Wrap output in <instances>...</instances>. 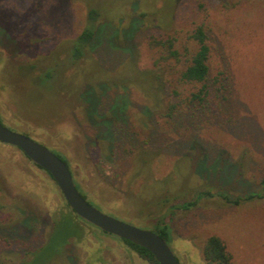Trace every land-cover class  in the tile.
I'll list each match as a JSON object with an SVG mask.
<instances>
[{
	"label": "rangeland",
	"instance_id": "rangeland-1",
	"mask_svg": "<svg viewBox=\"0 0 264 264\" xmlns=\"http://www.w3.org/2000/svg\"><path fill=\"white\" fill-rule=\"evenodd\" d=\"M100 2L110 4L112 18L99 24L91 53L102 71L88 67L92 74L83 79L109 80L103 111L112 106L117 118L112 121L128 136L109 148L96 139L78 97L63 91L69 86L63 88L61 78L43 86L26 69L28 62L50 64L51 58H44L49 54L65 55V44L84 26L85 0H2L0 15L8 16L0 19V123L59 155L80 192L101 212L152 232L157 222L167 224V244L178 264H206L201 248L211 235L224 242L232 264H264V195L239 205L216 195L259 192L264 178V0ZM119 2L122 12L115 6ZM131 17L138 18L126 34L128 47L119 39ZM197 24L208 36L211 76L225 77L226 98H213L211 111L190 116L181 100L192 88L177 84L179 96L170 94L182 63L159 60L148 41L168 33L183 42ZM128 58L135 68L127 70ZM157 60L165 91L152 95L134 85H112L125 81L126 73L141 80L138 71ZM169 100L181 102L172 119L164 117ZM200 191L214 195L187 210L172 207ZM61 214L82 232L62 246L59 237L38 248L32 255L36 264H151L118 237L76 218L54 180L18 148L0 142V227L27 222L22 232L0 230V264L29 260L31 251L48 243Z\"/></svg>",
	"mask_w": 264,
	"mask_h": 264
},
{
	"label": "trees",
	"instance_id": "trees-1",
	"mask_svg": "<svg viewBox=\"0 0 264 264\" xmlns=\"http://www.w3.org/2000/svg\"><path fill=\"white\" fill-rule=\"evenodd\" d=\"M125 0H121V3ZM2 0H0V3ZM120 2L118 4H114L119 9V12H122V4ZM124 3V2H123ZM110 4L104 6L100 0H85V22L82 30L67 42L64 53L65 55L60 56L55 54H49L44 58L50 59V64L43 66H36L35 62L31 63L28 62L26 65L29 71L32 72L34 76L37 77V80L41 85H46L47 83H54L58 81L60 78L62 79V87L63 88L57 90L58 93L60 91H68L70 94L77 96L78 98L75 100L83 105V111L85 113L86 118L89 120L91 124V128L93 129L94 133L96 134V139L99 141H107L108 147L110 148L111 144H115L116 142L122 141V138L128 136V131L123 126H117L116 121H112V116L117 120L116 116L113 114V111L109 107L106 113L103 111L104 103L106 101L105 98V90L107 84H111L109 80H101L96 81L99 79H91V81L84 82V77L91 75L92 70L88 67H96L99 71V66L93 61L92 57V50L94 49L93 45L97 37V33L100 31L99 24L101 22L110 21L111 18V11L109 8ZM116 8V9H117ZM1 13V12H0ZM146 12H141L138 16L139 18H144ZM124 15V14H122ZM7 14L2 13L0 15V19H4ZM132 20L128 23L126 27H121L122 34L121 40L123 45H127L131 47V43L127 42L128 31L131 25L137 21L134 17H131ZM134 18V19H133ZM8 19V18H7ZM10 20V17L9 19ZM12 23V22H11ZM1 24V23H0ZM24 28L19 27V31ZM124 29V30H123ZM25 30V29H24ZM6 31V30H5ZM8 31V30H7ZM3 33L2 28L0 26V33ZM148 45L151 49L156 50L160 53L158 59L164 61H174V62H181L182 68L178 72L177 82L173 84V88L170 90V94L172 97H178L179 92L177 90L178 85L182 87H191L188 89L186 95L184 96L181 102L188 103V109L191 108L190 116L194 115L196 110H203L206 109L211 111L214 106L212 104L213 98L218 99L221 101L225 99L224 91H225V77L223 76L222 72H218L215 76H211L210 74V47L208 44V36L206 34L205 28L201 24L195 25L191 31L187 34L186 39L183 42L179 41V38L175 35L163 33L151 35L149 37ZM56 55L60 61H56L57 58L54 56ZM53 56V57H52ZM42 58V59H44ZM159 60H157L151 69H144L139 70L137 75L141 76L136 80V75H132L130 78V73L126 77V80L117 82H112L114 84L120 85H134L136 87L141 88L143 91H147L152 95H157L161 92V80L164 74V71L159 66ZM41 61V59H40ZM134 59L128 58L127 60V70L128 68H132L134 66ZM66 64L71 66L72 70L67 74L68 67ZM83 64H86L83 66ZM86 67L83 69V67ZM36 69V70H35ZM33 70H35L33 72ZM134 69V73H136ZM94 73V72H93ZM125 77L118 75V77ZM169 79V78H168ZM167 79V80H168ZM138 81V82H137ZM140 81H145L147 85L140 83ZM155 82V83H154ZM84 86V87H83ZM83 89V93H82ZM162 91H165L164 88ZM181 102H172L169 100L166 106L164 117L166 118H173L176 112L178 111V107ZM109 111V112H108ZM119 120V119H118ZM3 125V124H2ZM132 140V138H131ZM195 145H201L196 139H194ZM143 155V152H141ZM55 154V153H54ZM56 155V154H55ZM57 157L61 158L59 155ZM139 156V154H138ZM27 158V157H26ZM28 159V158H27ZM62 159V158H61ZM29 160V159H28ZM63 160V159H62ZM30 161V160H29ZM64 161V160H63ZM31 162V161H30ZM65 162V161H64ZM32 163V162H31ZM35 167L43 171L50 179V174L42 169L41 167L32 163ZM67 165V163L65 162ZM231 167V163H228ZM235 168V167H234ZM236 169V168H235ZM222 169L219 170L221 172ZM237 169L233 170V175L237 174ZM72 175V174H71ZM74 180V178H73ZM53 181V180H52ZM75 186L77 190L80 192V189L74 180ZM261 190L256 193H247L243 196H237L235 198L229 197L224 192H219L216 195L222 198L226 203H230L233 205H239L243 202L254 200L255 198H260L264 195V178L260 182ZM83 198L86 199L84 193L80 192ZM214 194L208 191H200L196 193V195L187 201H182L172 207L180 208L183 210H187L193 208L197 202L202 199L203 197H211ZM64 200V198H63ZM87 200V199H86ZM88 202V201H87ZM64 207L69 208L67 203L64 200ZM70 209V208H69ZM70 211L72 214L79 218L71 209ZM67 215H60V217L54 221L52 230L50 231V237L48 239V243L46 245L41 244L36 249L30 252L31 258L27 261H23L20 264H36V258L32 259V255L36 254V250L38 248L42 249L44 246L46 248L51 246L53 243L55 244L58 241L59 237H61V241L59 243L60 246L64 245L70 237H75L76 239L79 237V233L82 230L81 227H73L70 228L69 226L71 222L68 221ZM81 219V218H80ZM82 220V219H81ZM84 221V220H83ZM86 222V221H85ZM27 222L23 220V222L12 226L7 227H0L1 229H9L14 227V230L18 232H22L24 228H26ZM155 233L163 238L166 242L167 239L170 237V228L167 224H163L161 222H157L154 225ZM82 232V231H81ZM126 247L130 250L135 252L139 257L142 259L147 260L151 264H158L154 259L153 255L143 247H140L136 244H133L129 241L120 239ZM201 253L203 260L206 264H232L231 254L228 252L226 245L224 242L217 236L211 235L207 237L202 245ZM29 262V263H27Z\"/></svg>",
	"mask_w": 264,
	"mask_h": 264
},
{
	"label": "water",
	"instance_id": "water-1",
	"mask_svg": "<svg viewBox=\"0 0 264 264\" xmlns=\"http://www.w3.org/2000/svg\"><path fill=\"white\" fill-rule=\"evenodd\" d=\"M0 142L18 148L32 163L47 171L69 208L101 231L148 250L158 264H178L167 242L155 232L141 229L105 214L92 206L77 190L65 162L30 137L0 123Z\"/></svg>",
	"mask_w": 264,
	"mask_h": 264
},
{
	"label": "flooded vegetation",
	"instance_id": "flooded-vegetation-1",
	"mask_svg": "<svg viewBox=\"0 0 264 264\" xmlns=\"http://www.w3.org/2000/svg\"><path fill=\"white\" fill-rule=\"evenodd\" d=\"M145 260V259H144ZM147 261V260H146ZM148 262V261H147Z\"/></svg>",
	"mask_w": 264,
	"mask_h": 264
}]
</instances>
